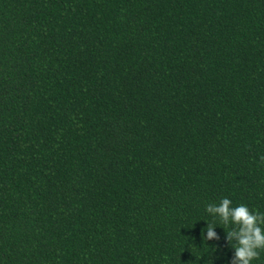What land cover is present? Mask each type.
<instances>
[{
	"label": "trees",
	"instance_id": "16d2710c",
	"mask_svg": "<svg viewBox=\"0 0 264 264\" xmlns=\"http://www.w3.org/2000/svg\"><path fill=\"white\" fill-rule=\"evenodd\" d=\"M222 197L264 211V0H0V264H229Z\"/></svg>",
	"mask_w": 264,
	"mask_h": 264
},
{
	"label": "clouds",
	"instance_id": "9594fccd",
	"mask_svg": "<svg viewBox=\"0 0 264 264\" xmlns=\"http://www.w3.org/2000/svg\"><path fill=\"white\" fill-rule=\"evenodd\" d=\"M205 211L218 223L206 221L203 236L208 241L219 240L216 227H221L224 239L231 249L229 264H252L264 250V211L250 209L245 203L233 205L228 197L218 203H209Z\"/></svg>",
	"mask_w": 264,
	"mask_h": 264
}]
</instances>
